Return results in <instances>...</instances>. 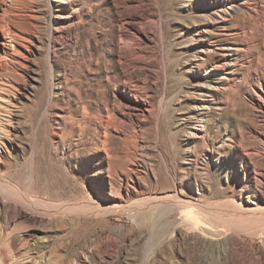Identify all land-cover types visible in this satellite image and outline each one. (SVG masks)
<instances>
[{
    "label": "rangeland",
    "instance_id": "obj_1",
    "mask_svg": "<svg viewBox=\"0 0 264 264\" xmlns=\"http://www.w3.org/2000/svg\"><path fill=\"white\" fill-rule=\"evenodd\" d=\"M0 264H264V0H0Z\"/></svg>",
    "mask_w": 264,
    "mask_h": 264
},
{
    "label": "bare ground",
    "instance_id": "obj_2",
    "mask_svg": "<svg viewBox=\"0 0 264 264\" xmlns=\"http://www.w3.org/2000/svg\"><path fill=\"white\" fill-rule=\"evenodd\" d=\"M222 17H224V16H222ZM206 50V49H205ZM202 51V50H201ZM204 51V50H203ZM211 85H208V87H210ZM214 88H218L219 86H217V85H215V86H213ZM192 135H197V134H192ZM15 194V193H14ZM14 196V195H13ZM177 198V197H176ZM174 203H175V201H174ZM175 204H177V205H181V206H184V207H193L192 206V204H189V203H185L184 201H182V200H178V201H176V203ZM92 205V204H91ZM119 206H121V205H119ZM118 205H116V204H111L110 205V207H112V208H114V207H119ZM178 207V206H177ZM92 209V208H91ZM145 209H147V207L145 208ZM190 210V209H189ZM244 210H245V212H251L252 211V209L251 208H244ZM243 210V211H244ZM107 212V211H106ZM141 211H137V213H140ZM23 213V212H22ZM153 214V213H152ZM242 214V213H241ZM248 215V214H247ZM262 215V214H261ZM149 216V215H148ZM26 217V216H25ZM150 217H152V216H150ZM263 217V216H262ZM261 218V217H260ZM234 219V218H233ZM249 222V221H248ZM262 227V226H261ZM239 229V228H238ZM148 256H151V255H148ZM150 258V257H149ZM148 258V259H149Z\"/></svg>",
    "mask_w": 264,
    "mask_h": 264
}]
</instances>
